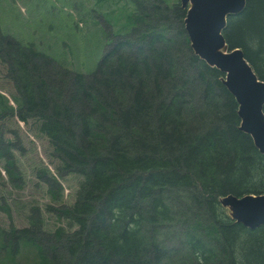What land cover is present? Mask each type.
<instances>
[{"label": "trees", "instance_id": "obj_1", "mask_svg": "<svg viewBox=\"0 0 264 264\" xmlns=\"http://www.w3.org/2000/svg\"><path fill=\"white\" fill-rule=\"evenodd\" d=\"M131 30L114 37L91 74L70 70L0 29V60L17 95L0 118H30L48 139L60 177L76 175L71 205L38 207L29 226L0 230V250L23 243L38 264H264V225L234 221L220 198L264 194V154L240 130L225 76L194 54L180 0H133ZM224 36L264 81V0H246ZM10 142L0 161L18 179ZM44 180L58 179L42 171Z\"/></svg>", "mask_w": 264, "mask_h": 264}, {"label": "rangeland", "instance_id": "obj_2", "mask_svg": "<svg viewBox=\"0 0 264 264\" xmlns=\"http://www.w3.org/2000/svg\"><path fill=\"white\" fill-rule=\"evenodd\" d=\"M171 3L175 0H166ZM133 0H0V29L24 44H33L64 67L83 74L93 73L109 50L113 39L131 30L128 15ZM7 66L0 60V93L16 109L17 91L7 78ZM0 134L10 142L18 179L13 183L0 161V230L29 226L38 207L47 230L62 225L51 207L71 205L79 189V177L58 174L59 162L47 138L39 133L33 119L20 121L14 111L0 118ZM58 179L52 186L42 171ZM1 248V247H0ZM37 249L23 243L19 253L0 250V264H38Z\"/></svg>", "mask_w": 264, "mask_h": 264}, {"label": "water", "instance_id": "obj_3", "mask_svg": "<svg viewBox=\"0 0 264 264\" xmlns=\"http://www.w3.org/2000/svg\"><path fill=\"white\" fill-rule=\"evenodd\" d=\"M187 10L184 20L195 55L224 73L221 79L238 103L240 130L251 136L264 154V81L254 71L240 47L231 48L224 30L233 15L241 13L246 0H180ZM229 216L249 229L264 225V194L220 198Z\"/></svg>", "mask_w": 264, "mask_h": 264}]
</instances>
